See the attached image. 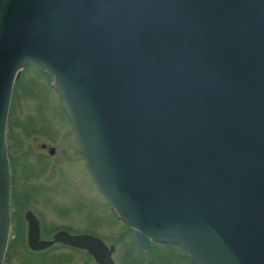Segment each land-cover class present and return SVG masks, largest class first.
Instances as JSON below:
<instances>
[{
    "label": "water",
    "instance_id": "obj_1",
    "mask_svg": "<svg viewBox=\"0 0 264 264\" xmlns=\"http://www.w3.org/2000/svg\"><path fill=\"white\" fill-rule=\"evenodd\" d=\"M31 63L53 78L96 186L142 251L264 264V0H0V264L8 118ZM26 220L32 251L61 244L115 264L99 237L45 240Z\"/></svg>",
    "mask_w": 264,
    "mask_h": 264
},
{
    "label": "rangeland",
    "instance_id": "obj_2",
    "mask_svg": "<svg viewBox=\"0 0 264 264\" xmlns=\"http://www.w3.org/2000/svg\"><path fill=\"white\" fill-rule=\"evenodd\" d=\"M7 132L15 190L5 264H97L87 251L60 244L30 250L24 219L29 210L40 220L42 239L62 230L91 233L116 247L115 264H192L165 245L149 254L139 251L133 233L96 186L53 78L37 64H30L15 84ZM42 144L48 146L45 151Z\"/></svg>",
    "mask_w": 264,
    "mask_h": 264
},
{
    "label": "flooded vegetation",
    "instance_id": "obj_3",
    "mask_svg": "<svg viewBox=\"0 0 264 264\" xmlns=\"http://www.w3.org/2000/svg\"><path fill=\"white\" fill-rule=\"evenodd\" d=\"M46 146V148L45 149H43L44 151L48 148V146L46 145V144H42L41 145V148H42V146ZM56 153V152H55ZM49 155H51L50 154V149H49ZM55 155V154H54ZM51 156H53V155H51ZM9 159H10V156H9ZM12 165H13V162L11 161V159H10V166H11V172H12V210H13V201H14V190H15V184H14V180H15V177H14V170H13V167H12ZM112 208V207H111ZM112 210H113V208H112ZM114 211V210H113ZM28 212H32L36 217H37V215L33 212V211H26V213H25V221H26V226H27V238H28V230H29V224H28V222H27V220H26V214L28 213ZM114 213H115V211H114ZM115 215H116V213H115ZM116 217L119 219V217L116 215ZM37 219H38V221H39V224H40V220H39V218L37 217ZM120 220V219H119ZM121 221V220H120ZM122 222V221H121ZM125 224V223H124ZM126 225V224H125ZM126 227H128L127 225H126ZM12 228H13V213H12ZM128 229H129V231L131 232V233H133L131 230H130V228L128 227ZM40 230H41V224H40ZM62 231H64V230H62ZM57 232H59V231H57ZM56 232V233H57ZM69 233H71L70 231H68ZM55 233V234H56ZM71 234H73V235H84L85 233H79V234H74V233H71ZM86 234H90V235H93V234H91V233H86ZM133 235H134V233H133ZM95 236V235H94ZM54 237V236H53ZM96 237H98V236H96ZM41 238H42V236H41ZM107 244V243H106ZM156 245H165V246H167L168 248H171V249H174V248H177L178 250H180L182 253H179V254H176V256L177 257H181V258H186V259H188L189 260V262H191L192 264H194L192 261H191V259H190V257L188 256V254L182 249V248H180V247H178V246H173V245H167V244H162V243H153L152 244V247H151V249L148 251V252H145V251H142L140 248H139V246L137 245V248L139 249V251L140 252H142V253H153L154 251V248H155V246ZM107 246H111V245H109V244H107ZM75 249V248H74ZM176 253V252H175ZM152 262V264L153 263H155V260H152L151 261Z\"/></svg>",
    "mask_w": 264,
    "mask_h": 264
}]
</instances>
